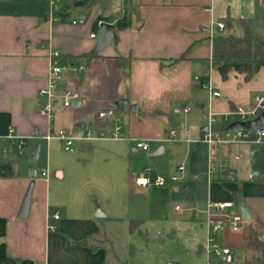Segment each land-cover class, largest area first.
<instances>
[{
  "label": "crops",
  "instance_id": "1",
  "mask_svg": "<svg viewBox=\"0 0 264 264\" xmlns=\"http://www.w3.org/2000/svg\"><path fill=\"white\" fill-rule=\"evenodd\" d=\"M67 2L74 10L72 18V12L62 11L68 14V19L50 23L47 0H0V163L11 164L15 172L13 176L0 175V264H91L87 246L80 243L89 235L87 227L94 223L91 211L88 216L74 220L61 209L65 207L63 203L52 209L51 180L56 181L58 189L66 180L98 179L130 184L132 175L147 166L141 167L130 160L131 151H144L137 146L138 140H149L150 148L153 143L161 144L158 148L163 146L165 151L162 143L170 128L177 129V121L185 120L193 130L199 128V138L189 137L186 123H183L186 137L179 136L188 143L200 142L207 126L203 119H208V112H215L223 121L224 114L240 106L250 108L254 96L264 92V66L250 80L235 70L224 80L212 65L216 34L214 30L212 33V20L226 23L229 16L234 20L233 25L240 24V18L255 21L258 0H97L86 5ZM123 15L127 16L129 25L118 28L115 20ZM99 21L115 23L118 42L97 51V35L90 34L93 31L97 34ZM51 49L60 50L63 56L92 50L98 54L85 70L63 76L57 93L78 92L80 102L65 106L59 97L50 120L41 112L45 98L40 88L47 83ZM211 88L221 95H212ZM121 99L128 101L121 103ZM185 105L190 106L187 113L183 111ZM108 109H114L122 118V137L81 138L87 131L113 129V122L98 117L99 111ZM80 122L84 125L78 128ZM10 128L23 139L21 149L18 141L7 138ZM59 128L77 137L73 151L77 148L82 157H77L72 165L63 159L62 150L57 151L60 140L46 138L50 129ZM38 146L39 156L35 157ZM262 148L250 143L224 144L213 149L209 146L207 161L213 156L225 162L230 173L223 175L222 171L209 180L208 187L213 180L217 183L211 184L216 191L212 198L208 192L206 205L208 200L235 202V195L242 201L243 184L247 186V195L259 198L262 188L256 181L264 180V175L251 180L249 175L255 172L249 170ZM239 153L243 156L237 159ZM246 156L248 173L242 176L246 164L241 160ZM180 165L176 171L182 173L181 179H186L194 164L191 161L186 166L188 173L179 170ZM46 167L50 169L48 175L44 172ZM176 171L160 174L171 176ZM33 180L29 216L20 218L18 213ZM218 183L226 184L227 189H221ZM187 191L191 193L190 189ZM250 204L256 208L253 202ZM238 207L236 204L232 209ZM204 209L183 207L178 214L193 210L194 218L197 212L204 214L200 220L206 226ZM48 213L49 222L57 226L54 231L47 228ZM56 213L60 215L57 219L53 216ZM75 228L81 230L71 243L66 235L76 232ZM220 236L229 247L244 242L241 229L234 231L226 226L218 239ZM200 250L204 252L203 244Z\"/></svg>",
  "mask_w": 264,
  "mask_h": 264
},
{
  "label": "rangeland",
  "instance_id": "2",
  "mask_svg": "<svg viewBox=\"0 0 264 264\" xmlns=\"http://www.w3.org/2000/svg\"><path fill=\"white\" fill-rule=\"evenodd\" d=\"M257 5L253 29L255 32L264 33V3L258 0ZM62 11L72 12L71 18L74 15V10L67 0L59 10ZM225 29L223 31L239 36L244 33L239 23H235L230 29L227 27ZM181 118L184 119L183 116ZM177 122L175 126L179 135L182 138L186 137L183 135V123L186 121ZM203 122L207 125L208 119H203ZM186 124L189 137L199 138V128L193 130L188 121ZM69 134L76 137L73 133L69 132ZM58 143L57 151L62 150L61 156L67 164L72 165V162L76 163L77 157H82L77 148L69 152L62 146L61 140ZM160 145L153 143L152 148L140 153L131 151L133 154L131 162L141 167L152 163L160 173L169 174L176 171L179 164H184L186 168L192 161L194 167L189 173L188 170L184 171L188 173L186 179L179 178L163 186L152 184L144 191H138L133 181L130 184L129 182L120 184L98 181V179L86 182L66 180L59 189L56 181H50L49 197L52 209L57 208V204L63 203L65 209L63 207L61 209L67 211L74 220L75 217L88 216L91 211L94 223L87 227L86 232L92 235V243L96 245V249L87 246L88 261L91 264H208L206 254L200 250V245H205L207 238L206 226L200 220L204 214L197 212V217L194 218L193 210L185 211V215H180L176 212L175 205L180 203L183 207L195 206L196 209H204L208 192L210 198L215 194L216 188L211 184L217 181L213 180L208 187L209 180L214 177L209 176L208 173L209 145L202 141L191 143L184 140L170 141L167 134L162 143L166 150L152 154ZM247 160L248 156L241 160L246 164L242 168V176L248 173ZM250 167L249 171L255 172L256 177L264 175V148ZM173 175L181 176L182 173L176 171ZM155 176L156 172L152 174V178ZM256 182H259L258 186L262 188L259 198L247 195V186L242 185V201L238 206H247L254 218L243 222L241 232L244 242L231 245L233 261L225 264H264V248L261 246V240L264 241V180ZM218 186L223 190L227 189L224 183H218ZM187 189H190V194ZM252 202L256 208L250 204ZM100 212L105 216L98 217L97 213ZM62 217H65L64 212ZM133 220L139 222L135 223L134 229L131 228ZM81 228H75L76 232L67 234L66 240L70 239L69 241L73 243V238L77 237ZM253 228L256 233L253 232ZM244 231H248L247 235ZM222 238L219 237L218 243L226 245L222 242ZM212 258L223 259L222 256H212Z\"/></svg>",
  "mask_w": 264,
  "mask_h": 264
},
{
  "label": "built area",
  "instance_id": "3",
  "mask_svg": "<svg viewBox=\"0 0 264 264\" xmlns=\"http://www.w3.org/2000/svg\"><path fill=\"white\" fill-rule=\"evenodd\" d=\"M63 0H47V17L50 23L63 20L62 13L59 12L60 4ZM70 3H76L82 0H69ZM92 0H88L87 4H91ZM76 22V21H74ZM102 21L98 22V26ZM212 33L214 31H223L226 28V23L222 20L213 19L211 23ZM91 37H96V32H91ZM86 69L84 63L72 64L67 62L58 49H51L49 53V71L47 83L45 86L40 88V94L44 96L45 101L41 108V112L46 114L51 120L54 116L55 103L59 97L63 99L65 106L73 104V101L79 98V93L75 91H67L63 94L57 93L58 85L66 73H79ZM212 95L219 96L221 92L211 88ZM264 110V92L256 94L253 98L252 106L250 108L239 107L236 110H232L224 114L223 121L218 119L215 112L210 111L208 115V124L206 129L203 131L200 141L207 143L211 148L224 145V144H242L250 143L258 147L264 146V129H258L254 131L244 129H229L228 124L234 120H249L258 116ZM184 112L190 111V106L185 105L183 108ZM98 117L109 120L114 123L112 130L107 132L94 133L93 131H87L81 138L83 139H94V138H116L122 137V118L116 113L114 109L101 110L98 112ZM225 124V128L217 129L216 125L219 123ZM58 137L63 142V146L68 151L74 150V143L77 137H73L69 134L65 128L50 129L47 133L46 138L50 139ZM7 138L12 141H18V146L21 149L24 141L14 132L13 128H10ZM168 139L170 141H182L176 128L171 127L168 132ZM189 140V139H188ZM137 146L143 150L148 151L150 148L149 140H138ZM0 148V152H1ZM243 156L242 153L236 154V158L239 159ZM227 164L223 161H217L210 158L208 173L210 176H214L225 170ZM179 170L185 171V165L179 166ZM44 172L48 175L50 173L49 167L44 169ZM156 172V176L152 178V174ZM251 180H256L254 173L249 175ZM178 175L165 176L157 172L156 167L150 163L142 171L134 173L132 175V181L135 187L140 190H147L152 184L155 185H166L170 181L179 179ZM233 201H213L208 200L206 208L203 210L205 213V222L207 226V238L206 244L204 245V252L207 257V263L211 264L214 259L212 256H222L226 262H232L233 257L231 255V247L226 245H220L218 243V235L221 230L228 226L232 230L237 231L242 228L243 222L246 220L241 209H232L235 207ZM177 213L183 211V207L180 204L175 205ZM51 214L46 215L47 228L50 230H56L57 226L49 222ZM54 218H59V214L53 215Z\"/></svg>",
  "mask_w": 264,
  "mask_h": 264
},
{
  "label": "trees",
  "instance_id": "4",
  "mask_svg": "<svg viewBox=\"0 0 264 264\" xmlns=\"http://www.w3.org/2000/svg\"><path fill=\"white\" fill-rule=\"evenodd\" d=\"M97 0H92L91 4H94ZM112 21L115 18H111ZM243 27V35L239 36L234 33H227L223 31H216L213 37V49H212V65L218 70L224 80H227L231 70H235L239 73L245 74V79H252L256 73L264 66V34H258L253 29V18H240L238 20ZM233 18H226V27L233 25ZM115 23L118 28H124L129 25L127 16L123 15ZM98 52L92 50L90 52L82 54H66L63 58L72 64L84 63L87 67L90 61L97 56ZM123 61V60H122ZM117 62L121 64V59L118 58ZM121 105V104H120ZM217 129L225 128V124L219 123L216 125ZM223 175H229L228 170H223ZM14 169L9 163H0V175L13 176ZM235 202L238 205L240 200L235 195ZM137 221L131 222V228L134 229ZM92 235L85 236L80 243L86 246H91L92 249H96V245L92 243ZM261 246L264 248V242L261 241ZM225 260H218L214 258L211 264H225Z\"/></svg>",
  "mask_w": 264,
  "mask_h": 264
},
{
  "label": "water",
  "instance_id": "5",
  "mask_svg": "<svg viewBox=\"0 0 264 264\" xmlns=\"http://www.w3.org/2000/svg\"><path fill=\"white\" fill-rule=\"evenodd\" d=\"M88 3V0H82L77 2V5H86ZM64 19H68V14H62ZM118 42V35L116 31V25L113 22L109 21H102L101 24L98 26L97 30V43L95 46V49L97 51L102 50L104 47L113 44L116 45ZM121 103H127L128 100L121 99L119 100ZM80 102V99H75L73 101L74 105H77ZM56 103V100L54 101ZM84 125V122H80L77 124V127L80 128ZM229 129H244L249 131H254L258 129H264V110L255 118L249 119V120H234L228 124ZM206 129V126L205 128ZM39 150L40 146H38L36 150L35 157L39 156ZM164 151V147L161 146L156 151L153 152V154H158ZM35 174L37 175V172L35 171ZM34 187V180L31 181L29 188L24 196L20 211L18 213V217L20 218H27L29 216L30 212V204H31V198H32V191ZM241 211L244 215V218L246 220H249L252 218V214L250 210L247 208V206L242 205ZM105 214L103 212L97 213V216H104Z\"/></svg>",
  "mask_w": 264,
  "mask_h": 264
}]
</instances>
